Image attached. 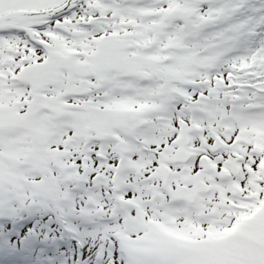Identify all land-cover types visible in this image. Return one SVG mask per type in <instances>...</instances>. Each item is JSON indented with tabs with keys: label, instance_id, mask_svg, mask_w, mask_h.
<instances>
[{
	"label": "snow or ice",
	"instance_id": "obj_1",
	"mask_svg": "<svg viewBox=\"0 0 264 264\" xmlns=\"http://www.w3.org/2000/svg\"><path fill=\"white\" fill-rule=\"evenodd\" d=\"M0 264H264V0H0Z\"/></svg>",
	"mask_w": 264,
	"mask_h": 264
}]
</instances>
